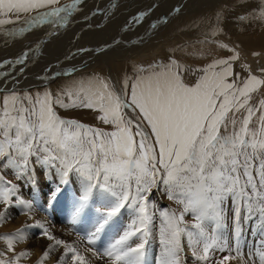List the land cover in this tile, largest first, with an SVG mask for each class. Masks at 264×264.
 <instances>
[{
  "label": "snow or ice",
  "instance_id": "obj_1",
  "mask_svg": "<svg viewBox=\"0 0 264 264\" xmlns=\"http://www.w3.org/2000/svg\"><path fill=\"white\" fill-rule=\"evenodd\" d=\"M81 2L52 8L59 0H0V14H14L19 19L21 14L37 13L25 20V26L7 33L17 37L45 23L64 26ZM40 9L48 10L41 13ZM146 14L140 13L133 20L139 23ZM12 22L0 19V25ZM191 47L188 56L205 55L195 45ZM27 55L15 63L22 64ZM238 59L236 53L200 68L170 59L166 64L138 68L119 87L94 77L64 90L68 103L50 92L21 98L13 91L0 102V167H11L21 178L34 156L36 163L57 168L61 184L67 185L69 174L77 173L83 192L74 207L73 222L88 206L93 191L101 201L89 244L122 209L128 210L133 215L131 223L98 256L106 257V264H145L155 216L149 211L147 194L153 187L162 188L179 206V210L158 209L161 252L157 264H187L182 237L198 264H227L234 257H214L231 251L224 235L229 201L238 254L241 220L258 219L264 225V99L258 106L250 103L252 94L264 87V76L249 70L247 78L241 80L235 73L230 81L232 62ZM186 72L196 78L188 82ZM54 104L65 109H90L110 130L63 119ZM257 112L258 127L250 128ZM60 191L57 185L51 199ZM16 192L17 186L0 176V203L11 205ZM189 214L194 221L190 227L185 221ZM4 222L6 217L0 213V223ZM42 235L51 243L35 264H49L52 253L61 248L64 251L56 264H92L72 244L47 229ZM134 237L138 242L133 245ZM26 239L23 228L0 236L6 245L0 249V264H22L30 259L29 251L18 252L16 247ZM260 259L264 264V253Z\"/></svg>",
  "mask_w": 264,
  "mask_h": 264
},
{
  "label": "rangeland",
  "instance_id": "obj_2",
  "mask_svg": "<svg viewBox=\"0 0 264 264\" xmlns=\"http://www.w3.org/2000/svg\"><path fill=\"white\" fill-rule=\"evenodd\" d=\"M96 1H98V0H95V1L91 2L89 4V6H88V7L92 6L94 8L95 11L93 13H100V11H101V13H105L106 12V14H110V13H112L114 11V14L116 13V16L117 15L121 16L122 13H123V10H124L125 12H124V15L122 16L123 20H119V22L124 21V20L125 21L122 24L116 22V20H114L112 22L108 21L109 23H107V25H106V27L104 29V32L102 34L98 30H92L91 29V28H95L97 26L99 27V25L103 24L104 21L97 20L98 18L100 19V17H98L96 19L97 21L95 19L92 20V22L94 21V23L92 25H90L89 29H86V30L85 29L77 30L76 28L73 29L74 33H76L79 37H82V38H80V39H82L81 42L80 43L77 42V44H76V49L78 50V52H79V49H80V52L76 53L75 55L80 57L87 50L95 49L96 48L95 44H97L98 39H93L92 36H94V37H98L99 38V42H98L97 45L98 46L100 45L101 48L98 49V53H100L102 51H106V49H107V51L112 52L111 50L113 49V46H115V45L121 46V48H119V47L114 48L115 52L119 53L120 59L119 60L110 61L109 65H107V63L106 64L95 65L94 69H89L88 70L87 68L89 67V65H87L85 68L82 67L81 69H79V71L73 70L71 73H68V74L66 72H63V73L60 74L62 77L60 75H58L56 77L55 83H51V84L47 83L48 87H46L47 90H45V91L46 92H50L53 95V97H56L58 95L61 96V98L64 100L65 103L69 102L68 97L66 95H63V93H61V92L64 89L66 90V87L73 86V85H75V83L80 82V80L81 81L82 80H89V79L93 78L94 76H95V78L107 80L111 84L117 85L119 87V85L122 83V81L127 77L125 75V69L121 68V64H122L123 67H126V69H128V70L132 69V71L135 70V67L137 69L138 68L148 69L150 66H153V65L166 64V63L169 62L168 60H170V58H169L166 61L165 60V56H164L168 52V50L169 49L170 50L171 49L179 50L181 48V46H179V45L183 44V43H181V44H179V43L170 44L172 40H170V41L163 40L165 38H173V40L174 39L175 40H178V39L183 40L184 36L180 35V33L182 31V34H183V29H184L183 27L185 25H181L182 26V28H181L180 24H176V23L179 22V20H181L180 17H182V16H180V15H179L180 17L177 16L176 19L178 21L175 19V22H174L178 27L180 26V28H178L177 26H175L174 28H170V26L173 25L172 23L166 24V23L162 22V20L160 21V20H156L155 19L156 12L154 13V2H152V1H147V3H149V4H141L142 2H144V0H141L140 4H141V7L142 6L143 7H142V10H138V12L145 13L146 11H149V13L150 12L153 13V16H152V18H147L145 20L142 19L139 23H136L132 19H133V17H136V16L139 15L138 13L136 14V9H139V7H140V5H139V1L140 0H130V1L129 0L128 1L127 0H122V1L121 0L120 1L119 0H107L110 3V6H108L107 3H106L105 5L107 7L104 5V7H102V8L96 3ZM188 1H190V0H174V1H171L170 2V8L171 9L168 10L167 13H169L173 9V12L170 15V16H173L174 9L177 8L178 6H179V8H183L184 5L188 3ZM113 4H116L115 8H112ZM203 4L206 5V3H203ZM99 7H100V9H99ZM115 9H116V11H115ZM191 9H195V6H193ZM207 9H209V8H207ZM143 10H146V11H143ZM131 12H132V14L133 13H135V14L131 18H129L128 15ZM147 15H148V13L145 16H147ZM11 17H1L0 19H11L12 21L16 19V17H14V16H11ZM163 19L166 20L168 18H163ZM129 20H132V21H129ZM100 21H102V22H100ZM154 22L157 24V27L153 29L152 25L154 24ZM167 22H169V20H167ZM165 24L167 26H165ZM43 25H47V24L45 23ZM55 25H57V24H55ZM21 26H25V25L24 24H21V25L14 24V22L0 25V41L5 39L8 36V34H7L8 32L17 31ZM48 26H52V25H48ZM162 28H163V30H162ZM88 30L91 31L90 32L91 34L88 32ZM109 30L111 31L110 33H109ZM156 31H161V32H159V34L155 37V32ZM57 35H59V34H57ZM25 36H26L25 33L20 35V41L21 42L24 40L23 38ZM59 36L61 38H63V40L66 38V35L64 36L63 34H60ZM8 37H11V36H8ZM17 37H19V36H17ZM17 37H14V38H17ZM153 37H155V38H153ZM162 40H163V42H162ZM155 41H157V42H155ZM202 41H204V40H202ZM213 41H215V40H212L211 42H213ZM159 42H161V43H159ZM101 43H104L105 47H103L104 45L101 46ZM148 43H150V44H148ZM21 44L22 43L17 41V43L15 42L13 47L11 49H9L11 51H14L15 55H12V56L9 55L6 58V59H9V60L5 61V63H7V64H6V66L4 68H6L7 70L10 68V72H6V74L4 73L5 76H4V79H3L4 80L3 83H5V84H0V87L7 86V85L10 86V84L15 86V82L22 81V80H18V79H21L20 76H22L23 73L28 71V69L26 68L27 66L23 67V66H21L19 64H17L15 67L7 66L8 62L11 60L10 58H12V59L15 58L16 54L18 53V47L21 46ZM62 44H68V42L62 41ZM216 44H223V43L217 41V43H213L212 45H216ZM223 45H225V44H223ZM156 46H160V47L156 48ZM123 48H124L123 52L120 53L119 50H122ZM228 49H232V48L231 47L227 48V51H228ZM151 50H154V52L151 51ZM23 52L26 53L27 50H23ZM230 52L232 53V55L236 54L235 52H233V50L230 51ZM24 53H21V54H24ZM61 54H63V53H58L59 56ZM132 54L136 57V59H134V56H132ZM261 56L262 57H260V56L259 57H257V56H246V57H241L240 60H236L235 61L236 62L235 63L236 68L241 66L244 70L241 67L238 68V69L243 70L244 72H246V73L242 72V76L240 77L241 79H243L245 77H248L249 70L251 71V74H253V75L258 74L261 77L264 76V72H261V69H264V66L262 67L260 65L261 63L264 62L263 61L264 60V52H263V55H261ZM65 57H66V54H65ZM172 57H173L172 59L179 60L182 64H185V61L182 58L178 59V57H174V56H172ZM259 58H260V60H259ZM103 59H104V57L100 58L99 61L102 62ZM251 59H252V61H251ZM253 59H255V60H253ZM2 60L3 59L1 58L0 67H1V65L4 64ZM261 60H262V62H261ZM14 61L15 60H13L12 62H14ZM118 61H120V62H118ZM237 61H239V62H237ZM58 62H60L61 65L63 63V61H58ZM58 62L56 60L52 61V62H50L49 66L42 64L40 69H41V71H45V70H48V69L55 68L58 65ZM37 63H40V62L37 61ZM4 71H6V70H4ZM7 74L9 75V77H8L9 79L5 80V79H7L6 78V76H8ZM47 75L48 74H46V76ZM84 75H86V76H84ZM59 82H61V83L63 82V85L62 86L58 85ZM61 83H59V84H61ZM57 85H58V87H57ZM59 86L61 88H63V90H60L61 88L59 89ZM28 88H30V89H28ZM50 88H52V89H50ZM17 92L16 93L19 94V96L21 98L25 97V96H23V97L21 96L22 93H23V95H24V93L28 94V95H30L31 93H33V95L35 94L34 92H32V85H30L29 87L23 88L22 92L19 91V90H17ZM29 92H31V93L29 94ZM5 94H9V92H6ZM40 95L42 96V94H40ZM35 96H37V95H34V98H35ZM262 99H264V87H262L261 90H258L256 93L252 94V99H251L250 103L252 105L258 106L259 101L262 100ZM0 100H1V98H0ZM0 102H2V101H0ZM75 109L76 108H67V109H65V108L60 107L57 104H54L55 112L57 113L58 116H60L63 119H73V120H76L77 122L82 123V124L87 125V126L97 127V128H104L105 130H110V126L103 125V124L100 123V121H98L96 119L97 114L94 111L91 110L89 115H78V114H76L77 111H75ZM229 115H231V113ZM259 115H260V113L257 112L256 116H254V118H253L252 123L250 124V128L258 127V121H257L256 117L259 116ZM240 116H241V114L238 113L237 114V118L239 119ZM237 126H239V125H237ZM230 129H231V126H230ZM35 161H36V157L33 156V157L30 158V164H29L28 172L21 177L22 179L21 178H17L16 172H15L14 169L8 168V167H0V176L3 177V180L5 182H10L11 185L17 186L16 195L12 197L13 203L11 205H4V204L0 203V213H4V215L6 217V222L0 223V236H3L5 234L10 235L12 233H15L18 229H22V224L20 222L16 221L15 219H13L11 217V214H12V212L15 209H17L19 213L21 212V215H23V216L32 212L30 208L25 206V203L27 204L26 201H30L31 198L34 195L37 196L39 194L40 190H39L38 181H39V178H41L42 175H43L42 178H44L43 180L46 179L45 180L46 184L47 183L49 184V185L47 184L48 187H46V189H45L47 195L45 194L40 199V201L34 200L33 205L36 204V203L40 204L42 207H44V210L46 212L53 213L52 209H51V204L49 206L50 202H48V201L51 200V194L55 191V188L53 186L54 185L57 186V184L62 185L60 183V176L58 175L57 168L45 167V166H43L41 164L36 163ZM54 175H56L57 181H59V182H54L52 184V181L55 180ZM73 179H76L77 181L80 180V182H81V178L79 177V175L77 173H75L73 171L72 173L69 174L68 181L69 180L70 181H69V183L67 185H70L72 187L71 188H66L64 194L57 200L56 205H58V206H56V205L54 206L55 220L53 222L50 221L52 223L51 224L52 228H50L52 230H50V231L53 232L54 236L56 238H58V239L61 238L60 235H59V228L61 227L60 230L61 229L65 230L68 234H70V236L72 238H78L79 240H82L80 237H76L73 234H71L70 229L73 228V227H76V228H80V229H83V230L92 231L93 230V228H91L92 227V223L94 222V220L97 221L98 217L100 215V213H98L96 209L99 208V207H97L98 206L97 202L101 203V201L97 198L96 193H93L92 197L90 198L92 206L87 211L86 216L84 218L77 219L74 222V224H72V225L68 223V218L70 217L68 215H69V213L71 212V210L75 206V201L70 196V194H72V193H70L68 189H74V191L77 194V196L82 195V192L80 193V191L78 190L77 186L72 182ZM35 191H38L37 194H36ZM133 191H134V188H133ZM93 192H95V191H93ZM162 196H164V197H162ZM17 197L19 199H17ZM159 198H161V200ZM147 199H148V202H149V211L150 212H155L152 236L149 238V244L146 245V246H148V249L151 251V254H152V256L150 257V260H149V263H151L153 260L155 261L157 258H159V255H160V252H161V245H160V242H159V226H160V223H161V218H160V213H159L158 209L167 208V209L179 210V206L176 205L173 201H171V200H169L167 198V195L165 194V192L163 191L162 188L153 187L151 189V192L147 194ZM162 202H167V204L163 205ZM171 205H172V207H171ZM163 206L165 208H163ZM58 209H59L60 212L58 211ZM25 212H27V213H25ZM40 215L45 217L44 214H40ZM227 215H228V218H229L228 222H227L228 226H227V228L225 230L224 235H225V238L228 241V245H229V248L231 249V251H226V252L220 254V256L218 258H222L224 255H231L232 257H234V259L229 260L227 262V264H262L261 259H260V254L264 253V241H263L264 237L262 238L261 234H259L257 236V238H255L256 235L252 236V230L255 232V234L257 233L256 224L252 223V222L249 223V221L245 222V221H243V219L241 220V223L243 225L244 245L242 247H240V244H239L240 248H239V254H238L236 249H235V246H233L234 245V239H233V233L234 232H233V222H232L233 213H232V209L230 207V201H229V208H228ZM116 217H118V214H117ZM242 217H243V211H242ZM132 219H133V215L128 210L124 209V211H122L120 213V218L114 219L113 221L110 222L109 225H107V228L109 229V231H107L108 230L107 229L105 231V233H104V238L107 239L106 241L108 243H111L113 241V239L115 238L114 235L122 233V231L131 223ZM185 221L187 222L189 227L194 222L192 220V217H191L190 214L185 216ZM256 221H257V223L261 222L258 219ZM262 226H264V225H262ZM44 228L45 227L41 228L39 226H34L31 229V233L32 232L38 233V234L32 235L31 239H33L35 241L43 240L41 246L50 244V242H51V241L46 240L45 236H43L42 234H39V233L43 232ZM31 233H29V235H31ZM109 238H111V239H109ZM258 238H260L259 241H258ZM28 241H29V239H28ZM262 241H263V243H259V242H262ZM137 242L138 241L136 240L133 243V245L135 243H137ZM182 244L184 245L185 257H186V261H187V264H188V263H190L192 261L193 258H192V255H191V251L187 247V240H186L185 237H182ZM19 245H21V243L16 246L17 247V251L18 252L19 251H23L22 249H20L18 247ZM38 249H40V247H38V246H35L34 248H31V250H35V251H38ZM33 259H35V261L37 260L36 258H33ZM105 262H106V260H105Z\"/></svg>",
  "mask_w": 264,
  "mask_h": 264
},
{
  "label": "bare ground",
  "instance_id": "obj_3",
  "mask_svg": "<svg viewBox=\"0 0 264 264\" xmlns=\"http://www.w3.org/2000/svg\"><path fill=\"white\" fill-rule=\"evenodd\" d=\"M93 1H95V0H82V2L77 5V9L75 11H73L72 15L68 18V22L64 26H60L59 23H46L47 25H38V26H35L31 31H26L25 32L26 36L23 38L24 40L22 42L20 41V36L17 38H14V37H8L9 36L8 35L7 36L8 38L6 37L5 39L1 40L0 41V57L3 59L2 61L4 64L1 65V67H0V73H2V74H0V80L3 81L6 72H10V68L8 70L6 68H4L7 64V63H5V61L9 60V59H6L7 56L15 55L14 51H11L9 49H11L13 47V45L15 44V42L17 43V41L22 43V44L19 47L17 46L18 47V53L16 54L14 59L10 58L11 60L8 62L7 66L15 67L17 64H19L23 67L27 66L26 68L28 69V71L23 73V75L20 76V78H22V80H28V82H26V81L15 82V86H13V87H16V84H19L18 86H23V88H26V87H29L30 85H32V92L35 93L34 95H38V94L43 95L46 92L45 90H47L46 89V87H48L47 83H49V84L55 83L56 77L63 72H66L68 74V73H71L73 70H76L77 67L81 66L78 64L81 60H82L83 64L87 63V65H89V67L87 68L88 70L94 69L95 65L106 64V63H107V65H109L110 61L119 60L120 55H119V53L115 52V49H114L116 47L121 48V46H118V45L113 46V49L111 50L112 52H109L106 49V51L100 52L101 54L100 53H96V54L88 53L87 54V53L82 52L83 54L80 57L75 55L76 53L80 52V49H79V52L76 49V44H77V42L78 43L81 42L82 39H80V38H82V37H79L76 33H74L73 29H75V28L77 30L89 29L90 25H92L94 23V21L92 22V20H94V19L96 20L98 17H100V19L98 18L97 20L104 21L103 24L99 25V27L97 26V27L91 28V29L92 30H98L102 34L104 32V29H105L107 23H109L110 21L112 22V21L116 20V22H118L120 24L124 23V21H125L124 20V21L119 22V20H123L122 16L124 15V12H125L124 10H123V13L121 16H119V15L116 16V13L114 14V11L112 12L113 14L112 13L106 14V12L101 13V11H100V13H93L95 11L94 8L92 6L88 7L89 4ZM147 1L154 2V13L156 12V15H155L156 20H160V21L162 20V22H164L165 20L163 18H168L167 20H169V22H166V24H169V23L173 24V25L170 24L171 25L170 28H174L175 26H177L176 24H180V26L185 25L183 27L184 28L183 34H182V31L180 33V35L184 36L183 40H181V39H178V40L174 39L173 40V38L163 39L166 41L172 40L170 44H175V43L181 44V43H183V44L179 45V46H181V48L179 50H175V49H171V50L169 49L168 50V52L166 53L167 55L166 54L164 55L166 61L169 58L172 59L173 58L172 56H174V57H178V59L182 58L185 61L186 65H190L193 68H200V67H203V66L207 65L208 63H210L213 59H228V58L232 57L233 56L232 53L229 50L227 51V48H229V47L232 48L233 52L239 54L238 60H240L241 57H246V56H257V57L260 56V57H262L261 55H263V52H264V16H261V12L264 11V0H190V1H188L187 4L184 5L183 8H179V6L177 8H175L173 16H170L171 13L173 12V9L169 13H167V11L171 9L170 8V2L174 1V0H144V2H142L141 4H149V3H147ZM140 2H141V0L139 1L140 7H139V9H136V11L142 10L143 6L141 7ZM73 3H74V0H59L58 4L52 5L51 7L52 8L64 7V6L73 4ZM96 3L101 8L104 7V5L106 3L108 6H110V3L107 0L106 1L105 0H98V1H96ZM203 3H206V5ZM193 6H195V9H191ZM100 7H99V9H100ZM207 8H209V9H207ZM47 10L48 9H40L39 12L42 13V12L47 11ZM115 11H116V9H115ZM143 11H146V10H143ZM137 13L140 14L143 12H136V14ZM145 13H148V15L143 17V20H145L147 18H152V16H153L152 12L149 13V11H146ZM36 14H37L36 12L21 14L19 19H17V17L14 14H8L7 16L0 14V18L1 17L14 16V17H16V19L13 20L14 24L21 25V24H24L23 22H25V20L31 18L32 16H35ZM134 14L135 13L132 14V12H131L128 15V17L131 18ZM179 15L182 17H180ZM177 16H179L181 18V20H179V22L175 24L174 22H175V19L177 18ZM51 19H53L55 21L58 18H51ZM102 21H100V22H102ZM55 24H57V25H55ZM166 24H165V26H167ZM48 25H52V26H48ZM180 26L179 27L177 26V27L180 28ZM181 28H182V26H181ZM162 30H163V28H162ZM88 32L90 33L91 31L88 30ZM110 32L111 31L109 30V33ZM159 32H161V31L155 32V37L159 34ZM213 32H215V35H213ZM57 34H59V35L63 34L64 36L66 35V38L63 40V38H61ZM155 37H153V38H155ZM92 38L98 39V42H99L98 37L92 36ZM163 40H162V42H163ZM202 40H204V41H202ZM212 40H215V41L211 42ZM62 41L68 42V44H62ZM157 41H155V42H157ZM217 41L227 45V48L219 47V45H221V44L212 45L213 43H217ZM98 42H97V44H98ZM104 43H101V46H103ZM159 43H161V42H159ZM97 44H95V46H96L95 49L101 48L100 45L98 46ZM148 44H150V43H148ZM191 45H195V49L198 52L204 53L205 55L201 56L199 58H193V57L188 56L187 53L193 51V48L191 47ZM103 47H105V45ZM158 47H160V46H156V48H158ZM23 50H27V53H28L27 58L24 59V62L22 64L15 63L18 59H20L24 56V54H21V53H24ZM123 50H124V48L122 50H119V52L122 53ZM151 51L154 52V50H151ZM58 53H63V54H61L59 56ZM64 53L66 54V57H65ZM132 56H134V55L132 54ZM102 57H104V59L102 62H100L99 59ZM1 58H0V60H1ZM134 59H136L135 56H134ZM13 60H15V61L12 62ZM55 60L57 62L63 61L62 65L60 62H58V65L55 68L48 69L45 71H41L40 68H41L42 64L49 66L50 62L55 61ZM253 60H255V59H253ZM259 60H260V58H259ZM37 61H39L40 63H37ZM251 61H252V59H251ZM118 62H120V61H118ZM237 62H239V61H237ZM261 62H262V60H261ZM235 63H236L235 61L232 62L234 75H233V77H230L229 80L235 79V73H239L240 77L242 76V72L246 73L243 71L244 69L241 66L240 67L243 70L238 69L240 67L236 68ZM260 65L263 67L264 62L261 63ZM121 68L125 69V75L127 77H133L136 73V70H137L136 67H135L134 71H132V69L128 70V69H126V67H123L122 64H121ZM4 70H6V71H4ZM46 74H48L47 75L48 77L46 76ZM196 75L198 76V75H200V73H196ZM255 75L258 77H261L258 74H255ZM84 76H86V75H84ZM41 77H42V79L40 81H38V79ZM185 77H186L188 82H191L192 80H194L196 78L195 76L191 75L190 72H186ZM245 78H247V77H245ZM245 78H243V79H245ZM243 79H241V80H243ZM82 81H87V80H82ZM80 82H81V80H80ZM59 83H61V82H59ZM59 83H58V85H61V86L63 85V82L61 84H59ZM1 84H5V83H1ZM58 85H57V87H58ZM7 87H10V86L7 85V86H3L2 88H0V98H1L0 101H3L5 96L12 93V92L6 91ZM70 87L71 86L66 87V89L70 88ZM60 88L61 87L59 86V89ZM28 89H30V88H28ZM50 89H52V88H50ZM17 90H16V92H17ZM60 90H63V88H61ZM63 91L61 93H63ZM6 92H9V94H5ZM30 93L31 92H29V94ZM25 95H26L25 93H24V95L22 93L21 96L23 97ZM30 95L34 98L33 93H31ZM75 111H77L76 114H78V115H89L91 110L85 109V108H76ZM8 168H11V167H8ZM42 176H41V178H39V181H38L39 190H40L39 194L37 196L32 195L33 197L31 198V200L26 201L27 204L31 205L30 209L32 212L23 216V215H21V212L19 213L18 210L15 209L11 214V217L13 219H15L16 221H18L22 224V228L25 230V232L27 234V239L23 243H21V245H19L18 247L20 249H22L23 251H25V250L29 251L31 253V257L29 260L22 261V264H33L35 262V259H33V258L38 259L40 257V255L42 254V252L49 245V244H47V245L41 246L43 240L35 241V240L31 239L32 235L38 234L36 232L31 233V229L34 226H38V224L43 225V227H45L44 229H47L48 232L54 236V233L50 231V230H52V229H50V228H52L51 227L52 223L50 221H48L46 217L41 216L36 211V209L33 207L34 206L33 205L34 200L40 201V199L45 194L47 195L45 189H46V187H48L49 184L48 183H47L48 185L46 184V182H45L46 179L43 180L44 178H42ZM54 177H55V180L52 181V184L54 182H59V181H57L56 175H54ZM72 182L77 186L80 193L83 192L82 181L80 182V180L77 181L76 179H73ZM57 185H59V184H57ZM53 187L56 189V185H54ZM60 188H61V185H60ZM35 192L37 194L38 191H35ZM93 193H95V192H93ZM162 197H164V196H162ZM159 199L161 200V198H159ZM51 200L48 201V202H50L49 206L51 204ZM97 203H98L97 207L100 208L101 203L100 202H97ZM162 204L163 205L167 204V202H162ZM56 206H58V205H56ZM171 207H172V205H171ZM58 211H59V209H58ZM25 213H27V212H25ZM96 224H97V221L94 220L91 228L94 229L96 227ZM29 226H31V227H29ZM60 228H59V235L61 237L60 238L61 240L65 241L69 244H72L83 255H85L86 258L90 259L92 264H106V262H105V260H107L106 257H104L103 259L98 258L99 255H94L92 251H88V249L83 244V240H79L78 238H72L70 236V234H68L63 229L60 230ZM107 231H109V229ZM29 233H31V235H29ZM39 234H42V233H39ZM116 235L117 234H115L114 236L116 237ZM28 239H29V241H28ZM45 239L47 240L46 237H45ZM109 239H111V238H109ZM35 246L40 247V249H38V251L31 250V248H34ZM4 247H6V245L4 244V241L0 240V249H3ZM63 251L64 250L61 248L60 251L53 252L52 253V260L49 261V264H56V259L61 256ZM220 254H222V253H216L214 258L219 259L218 257L220 256ZM190 263L191 264H198V262H195L193 259ZM190 263H188V264H190Z\"/></svg>",
  "mask_w": 264,
  "mask_h": 264
}]
</instances>
